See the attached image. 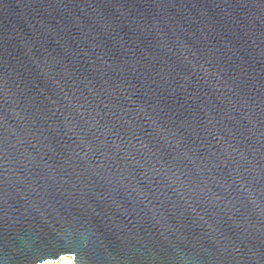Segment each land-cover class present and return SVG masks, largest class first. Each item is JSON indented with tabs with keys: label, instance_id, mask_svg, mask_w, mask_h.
<instances>
[{
	"label": "water",
	"instance_id": "obj_1",
	"mask_svg": "<svg viewBox=\"0 0 264 264\" xmlns=\"http://www.w3.org/2000/svg\"><path fill=\"white\" fill-rule=\"evenodd\" d=\"M264 264V0H0V264Z\"/></svg>",
	"mask_w": 264,
	"mask_h": 264
},
{
	"label": "bare ground",
	"instance_id": "obj_2",
	"mask_svg": "<svg viewBox=\"0 0 264 264\" xmlns=\"http://www.w3.org/2000/svg\"><path fill=\"white\" fill-rule=\"evenodd\" d=\"M43 264H73L69 255H64L56 261L44 262Z\"/></svg>",
	"mask_w": 264,
	"mask_h": 264
}]
</instances>
